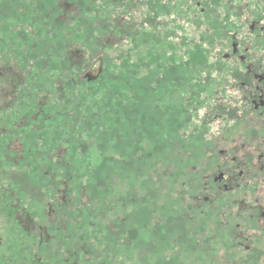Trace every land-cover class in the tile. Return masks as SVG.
<instances>
[{"label":"flooded vegetation","instance_id":"flooded-vegetation-1","mask_svg":"<svg viewBox=\"0 0 264 264\" xmlns=\"http://www.w3.org/2000/svg\"><path fill=\"white\" fill-rule=\"evenodd\" d=\"M178 1L177 25L184 38L189 6L186 0ZM194 1L192 23L199 40L210 47L205 53L199 47V52L187 53L183 48L176 55L164 49L170 0H0V111L14 109L0 114V264H25L31 259L40 263V243L49 246L50 239H56L53 229L72 228L67 218L73 217L77 127L67 116L45 115L57 106L46 97L42 102L24 98L36 96L45 89L44 83L59 84L57 89L63 90L62 77L72 83L98 80L105 73L104 54L79 47L89 41L93 29L98 42L129 37L137 60L147 67L146 74H140L135 63L132 81L145 77L155 82L136 86L149 96L154 89L166 93L170 86L183 92L198 90L187 101L194 105L193 117L185 116L183 95L171 104L166 96L160 108L152 98L142 106L137 93L135 103L123 106L119 94L114 118H97L105 127L96 130L102 135L105 123L114 125L120 152H125L127 141L121 137L127 131L133 134L134 146L144 136L152 144L162 142L156 144L159 149H172L177 139L183 150L177 160H167V171L178 167L188 182L193 180L194 191L184 193L202 214L218 216L210 231L230 242L226 248L238 257L233 264H264V0ZM139 44L146 46V62ZM195 60L204 62L205 69L186 70L188 61ZM94 63L92 78L87 70ZM34 86L38 89L31 91ZM192 120L216 127L205 136L177 134L178 126ZM81 127L88 129L86 123ZM171 129L174 134H169ZM187 135L195 142H186ZM77 141L84 147L83 140ZM117 163L120 166V160ZM88 165H83L85 173ZM43 217L54 223H41ZM16 235L20 247L15 245Z\"/></svg>","mask_w":264,"mask_h":264},{"label":"rangeland","instance_id":"rangeland-1","mask_svg":"<svg viewBox=\"0 0 264 264\" xmlns=\"http://www.w3.org/2000/svg\"><path fill=\"white\" fill-rule=\"evenodd\" d=\"M170 2V29L169 35L165 37V52L177 55L183 48L185 53L199 52L196 51L198 47L202 53L207 52L209 43L199 40L197 28L192 23L195 1L186 0L189 8H186L185 12L184 38L180 35L181 30L177 25L179 1ZM221 2L219 4H222ZM108 7H112V4ZM204 26L206 25L202 26V31ZM95 32L96 30H91L89 41L79 47H84L89 53L93 51L104 54L101 65L105 73H100L98 80L88 81L82 78V82L72 83L67 82L69 77H62L63 90L57 89L59 84L44 83L45 89L36 93V96L24 98L26 102H42L46 97L47 101L55 102L57 106L47 109L49 112H45V115L67 116L77 127L73 133V217L67 218L72 228L69 232L62 227L53 229L51 232L56 235V239H50L49 246H46L44 241L39 245L40 263L31 259L25 264H233V261H238L237 254L226 248V245L230 244L227 238L214 235L210 231L215 228L218 216L213 212L210 216L202 214L200 208L193 207L194 201L184 193L194 191L191 186L194 184L193 180L188 182L186 174L177 172L178 167H174L171 173L167 171V160H177L178 151L183 150L179 147L177 139L172 149H159L156 144L162 142L155 141L152 144L144 136L136 141L134 146L133 134L127 131L121 137V140L127 141L124 146L125 153L116 147L114 125L108 126L105 123L106 128H103L102 135L96 130L105 127L102 120L97 118H114L118 103L116 97L119 94L123 106H128L129 101L135 103L137 93L138 103L142 106L152 98L154 106L156 103L160 108L167 99L171 104L183 95L185 116L190 114L193 117L194 105L187 101L188 97L194 98L198 90L186 88L183 92L170 86L166 93L157 94L154 89V94L149 96L145 89L139 90L136 86L146 87L155 82H149L145 77L138 83L132 81L135 63L138 62L140 74H146L147 67L137 60L129 37L124 36L112 43L98 42V34ZM154 46L156 48L157 45ZM145 47V44H139L137 48L143 53L144 62ZM52 56L54 57V54ZM188 62L186 70L205 69L204 62ZM191 64H195V67ZM96 69L94 63L87 70L92 78ZM42 70L44 67H41L40 71ZM50 70L58 74L56 69ZM41 75L42 78L47 77L43 73ZM36 89L38 88L34 86L31 91ZM59 94H62V97H58ZM28 109L25 108V111ZM12 111L13 108L4 110L6 113ZM4 112L0 111V114ZM129 116L126 115L125 118L129 119ZM82 122L86 123L88 129L81 127L84 124ZM137 125L139 126V122ZM215 127L214 124H207L206 127L192 120L178 126L176 132L201 133L205 136L214 131ZM137 132H140L139 127ZM171 132L172 129L169 134H174ZM77 140H83L84 147ZM187 140L191 141L190 143L195 142L194 137L188 135L186 142ZM119 160L120 166L117 163ZM86 162L89 163V170L85 173L83 165ZM44 222L48 225L54 223H50L47 218L41 219V223ZM13 238L15 245L20 247L19 236ZM30 242L28 243L31 247L38 248L37 244L32 245ZM21 260L22 258L18 257V261Z\"/></svg>","mask_w":264,"mask_h":264},{"label":"trees","instance_id":"trees-1","mask_svg":"<svg viewBox=\"0 0 264 264\" xmlns=\"http://www.w3.org/2000/svg\"><path fill=\"white\" fill-rule=\"evenodd\" d=\"M155 92H156L157 94H160L162 91H158V90H156Z\"/></svg>","mask_w":264,"mask_h":264}]
</instances>
